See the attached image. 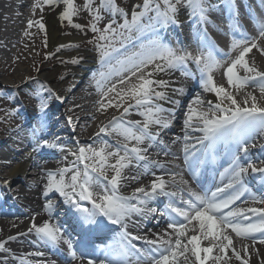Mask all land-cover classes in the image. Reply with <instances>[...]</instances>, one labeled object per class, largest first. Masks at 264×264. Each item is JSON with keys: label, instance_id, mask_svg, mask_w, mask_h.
Wrapping results in <instances>:
<instances>
[{"label": "bare ground", "instance_id": "6f19581e", "mask_svg": "<svg viewBox=\"0 0 264 264\" xmlns=\"http://www.w3.org/2000/svg\"><path fill=\"white\" fill-rule=\"evenodd\" d=\"M224 1V0H220ZM238 1L245 12L244 19L250 21V27L254 25L253 21L258 25L264 24V18H257L255 11L251 10L246 0ZM255 2L258 6V12L264 14V0H250ZM219 3V1H218ZM207 12L209 17V33L214 38L217 52L213 55L220 61L221 66L212 72L213 79L217 86H223L230 92L242 107H250L251 99L248 100V104H244L245 97L248 93L254 95L257 99L258 106L264 107V93H261L259 87L249 85L244 88H236L235 86H229L227 78L224 75L225 70L231 64V62L239 55L241 49H231L233 39H244L246 37L255 39V42L259 45L260 49H264V38L259 37V29L254 36H249L246 32V27L242 23V16L238 11V6L230 5L229 7H210ZM63 7L58 8V14L61 13ZM16 16V18L14 17ZM35 14L31 7V0H0V57L8 55L12 45L17 43L18 36L21 31L28 27V20L33 19ZM193 16L189 15L188 7H184L182 11L176 17L178 20L177 25H168L166 27L157 26V31L147 34L140 40H137L132 45L127 46L125 49L114 55V57L128 56L133 53L134 48L141 46H147L149 41L158 38L163 44L172 48L178 47V53L189 52L192 56L201 54V42L197 40L196 31L193 28ZM230 20H229V18ZM212 19V21H211ZM14 20V21H13ZM227 24L222 26L220 23ZM232 22V23H230ZM216 23V24H215ZM29 28V27H28ZM48 44L50 49L57 48L61 45H65V49L74 50L78 44L75 40L78 39L77 35L69 36L64 29L60 28L59 21L55 19H48L46 22ZM196 28L198 26L196 25ZM2 32V33H1ZM241 36H240V35ZM176 41V45H173L171 39ZM208 44V42H205ZM173 45V46H172ZM243 47V46H242ZM76 52L59 53L51 65H68V79L63 83L61 80H57V71L53 70L43 71L39 74V81L50 88L56 97H52L46 93V112L33 113L27 106L22 103L17 104L21 106L20 126L24 129H14L11 132H6L2 138H0V242H4V247L7 251H0V264H88V260L92 259L94 264H99V261L103 260L105 264H152V260L136 261L135 253H130V258L124 259L125 262H120L113 256H106L104 258H90L84 257V251L88 249L74 248L78 257L83 259L72 260L68 254L67 245L62 242L59 245H52L42 241L32 228V224L42 225L45 221H48L51 225L58 226L64 238L76 240V237H91L92 235H85L81 228L85 225L81 213L77 212L71 207L70 204L64 202L63 197L59 194L54 195L58 199L56 205L53 204L52 214L49 215L44 210V205L48 203L47 198L44 197L43 191L47 178L45 173L47 171L57 172L60 169L71 168L74 171L79 170L83 172L84 164L87 163V159H79V149L85 148V155L89 154V149L100 150L105 149V153L108 151H115L116 146L123 145L122 143H131L126 141L123 137L119 136L116 132H113L111 128L107 132L101 133V127L110 125L113 118H120L123 122L126 121H141L144 117L138 114V110L133 107L130 110V114L123 115L124 107H128L129 103L134 101H126V96L121 99L124 91L137 83L135 77L128 83L123 85L117 84V91L109 93L108 96L99 95L100 90L96 86V81L100 79L99 73L101 71H107V66H102L101 62H96L91 54L82 50H75ZM230 53V54H229ZM228 54V55H225ZM73 59H78L76 64L71 63ZM249 65L255 67L258 71L264 72V53L258 49H253L251 53L246 56ZM17 65L26 66V62L22 60L21 56L17 57L14 61ZM112 63H115L113 59ZM193 61L189 60L187 63V71L190 75H182L179 70H172L170 72H162L157 75L156 78L169 81V96L172 99H178L180 103L173 105L167 101H161L160 103L164 108L174 109L173 112L167 115L170 121V126L166 129H160L157 126H152V131H159L160 135L158 142L153 143L151 146L146 141L141 147H146L147 151L143 153L146 156L145 161L134 162L131 166L123 170L124 179L120 182L117 194L124 197H130L133 195L134 190L138 187H144L146 190H150V185L153 180L162 177L167 183L166 190L169 192L175 191L180 193V188L188 187L185 181L187 171L181 169L180 165L169 158H181L182 150L187 145L192 147L198 142V138L203 136L200 131H194L193 128L198 126L199 113L208 110V102H211L214 106L218 102V99L214 92L205 91L201 83V73L197 67L193 66ZM13 64V63H12ZM16 65L11 75H6L3 71H0V84L5 89L10 90L19 86L24 82L26 78L24 70ZM34 65V63H32ZM50 64L47 65L49 69ZM14 66V65H13ZM34 68V67H33ZM237 72L241 77L249 75L242 68L238 67ZM118 77H112L109 81L103 83V87L107 90L113 83H116ZM107 83L111 84L107 86ZM33 85H29L28 88H32ZM182 88L183 91L175 93L172 89ZM33 89V88H32ZM107 92V91H106ZM120 93L118 96L117 93ZM23 95H29L34 103H38L34 98V93L29 92L26 89L23 90ZM203 102L197 104L196 99ZM6 99V97H4ZM120 99V102L119 100ZM117 100V101H116ZM7 101V99H6ZM111 101V105H109ZM122 101V102H121ZM101 103L109 105V112L106 108L101 107ZM179 106V108H177ZM223 107H229L230 102H225ZM191 109L195 110L193 120L190 122L192 127H185V120ZM101 111V112H100ZM143 111V109H139ZM102 113V116L100 115ZM177 118L176 121L173 118ZM71 117V122H69ZM177 122V123H175ZM34 126L31 127V125ZM172 124H175L173 126ZM43 125V126H41ZM199 126H202L200 124ZM33 129L36 130L35 136H33ZM99 133V135H97ZM190 137L187 141L184 139L185 134ZM245 138L248 141L249 153H258V159H264V132L259 128L253 127L245 133ZM52 140L59 145L57 149H45L39 151L35 148L34 140ZM258 147H252L251 146ZM68 149L70 151H68ZM257 149V150H255ZM255 150V151H254ZM257 151V152H256ZM236 152V150H235ZM234 157V156H233ZM253 161L258 166V161ZM152 162V163H151ZM246 163V161H242ZM99 159L96 162V166H99ZM115 158L109 157L107 164L105 165V175L109 177L113 174L112 169L108 165L114 164ZM147 163L148 167L144 165ZM178 173V177H177ZM176 174V175H175ZM72 172L66 173V179H70ZM181 176V178L179 177ZM226 180L230 181L231 176L226 174ZM246 174L243 176L245 178ZM138 177V179H133ZM25 179L22 182V186L14 191V195L8 193L9 186L17 180ZM249 181H252L250 179ZM158 182V181H157ZM107 185V182H105ZM218 184V183H217ZM109 191L111 185H107ZM79 190V189H77ZM94 193L100 194L101 189L95 187ZM137 196L142 194L137 193ZM264 190L254 191L250 197L245 201H238L231 208H264V204L254 201L253 197L257 200L264 199ZM164 196V195H161ZM10 197V198H9ZM167 197V196H164ZM49 198V197H48ZM94 199L98 197L94 195ZM166 201H170L166 199ZM54 202V201H53ZM99 202V201H98ZM133 200L131 203H136ZM161 206L164 204L160 199H151L147 205L151 203H157ZM83 207L93 210V206L89 201H80ZM5 204V208L1 205ZM146 205V206H147ZM61 207L65 218L57 221L60 216L55 213L56 207ZM228 210V209H227ZM250 219L255 222L259 219L258 215H252L247 213ZM145 216L132 215L123 223L126 224V228L120 224H111L107 221V218L99 215L94 219L99 222L101 220L107 225L104 228H95L96 235L94 241L100 243L103 239H106L112 233H118L124 240L130 239V237H140L137 239L141 242V249L143 253L151 252V247L146 243V239H155L157 235H163L166 231L172 233L171 229H168L167 224L169 217L155 215L148 223L144 222L140 224V218ZM34 218V219H33ZM187 224V222H185ZM65 225H69V228H65ZM196 226L198 222L193 221L187 225L188 235L196 234L191 229ZM231 231L230 229L228 230ZM130 233L131 235L125 237L123 233ZM233 243L238 251H241L242 258L247 260L248 264H264V244L260 243L261 239H264V234H255V243L252 240H245L243 244L248 245V252L245 254L243 251V244L239 238L235 237L232 233ZM13 237L14 239H9ZM146 238V239H145ZM175 237L173 236V239ZM83 244H87L84 242ZM18 246V248L16 247ZM202 246H208V241H202ZM57 247H62L63 252L58 251ZM32 253L40 252L43 255L37 256ZM65 254L63 262L59 263V254ZM138 254H136L137 256ZM154 254L152 253V256ZM190 256V254H188ZM213 255H221L218 250L213 251ZM228 255L231 257L229 264H241V261L236 260L231 255V250H228ZM194 261V258L190 257V262ZM179 264H189L185 262L183 257L179 258ZM206 264H214L210 259Z\"/></svg>", "mask_w": 264, "mask_h": 264}, {"label": "snow or ice", "instance_id": "6c2138e0", "mask_svg": "<svg viewBox=\"0 0 264 264\" xmlns=\"http://www.w3.org/2000/svg\"><path fill=\"white\" fill-rule=\"evenodd\" d=\"M64 4V10L61 13V20H67L72 24L74 16L78 15L81 10L86 11L92 17V22L89 27L92 32L99 33L97 40L106 43H97L96 47L100 51L101 64L107 66V71L99 73L100 79L96 81L98 90H102L103 83L109 81L112 77H118L116 83L104 92V96L109 93L117 91V84L123 85L136 78L137 83L132 84L127 91H124L123 96L130 97L133 103H129L128 107H124L123 115L130 114V110L135 107L138 114L144 117L141 121H126L123 122L120 118H113L110 125L101 127L100 132L105 133L109 128L123 137L126 141L123 145L116 146L115 151H108L89 149L93 157L99 158V166H90L84 164L83 172L73 170L71 168L60 169L57 172L47 171L45 173L47 183L45 184L43 195L45 198L49 194H59L63 197L64 202L70 204L77 212L81 213L83 221L86 224H95L97 228H104L107 225L103 220L97 222L94 217L99 215L107 218L111 224H120L126 228L123 222L132 215L145 216L148 213H154L156 209H147L146 205L149 200L155 199L159 195L176 196L175 191L169 192L166 190V182L162 177L153 180L150 185V190L144 187H138L130 197H124L117 194L120 182L125 178L123 170L131 166L134 162L145 161L146 156L143 154L147 151L146 147H141L148 142L151 146L158 142L160 135L159 131H152V126H157L160 129H166L170 126V121L167 115L174 111V109H165L160 103L167 101L171 104L178 105V99H172L169 96V81L156 78L159 73L170 72L172 70L181 71L182 75H190L187 71V63L189 60L193 61L197 69L201 73V83L205 91L214 92L218 102L213 106L208 102V110L199 113L198 126L194 127V131L203 133L201 138H198V143L206 147H212L220 141H228L235 145L236 155H234L232 164L226 170L231 176V180L224 187H217L209 196L207 193L200 194L189 190V198L182 200L187 207H177L171 201L166 205V210L161 215H167L169 222L167 231L161 236L157 235L155 239H146V243L151 247L154 254L151 257L152 264H179V258L183 257L185 262L189 264H206L208 260H212L214 264H229L231 257L228 255V250H231V255L236 260L241 261V264H248L247 260L242 258L241 251H238L233 243L232 233L236 238H239L243 244L245 240H252L255 243V234H264V208H231L237 200L244 195L248 189L244 186L243 176L251 170L252 173H260L264 176V166L256 167L255 163L249 158L248 141L245 138V133L257 127L264 132V107L258 106L256 97L248 93L245 97L244 104H248L251 99L250 107H242L236 98L227 91L223 86H217L212 76V72L221 66L220 61L213 55V45L206 44L208 37L205 33L204 39L201 41V54L192 56L189 52L178 53L172 47L163 44L158 38L149 41L147 46L142 45L140 51L133 52L131 55L123 58L114 57L113 54H119L120 48L115 46L117 40L123 46L125 40H131L134 34H142L149 30H154L157 26L166 27L168 25H177V5L186 3L192 9V14L198 16L201 22L207 23V12L209 10V0H162L160 3H155L154 0H143V5L139 11L133 10L131 12V19H128V13L123 9L117 7L115 0H85L83 8L81 9L75 3V0H36L33 9L43 6H56L59 3ZM140 7V6H138ZM103 13H108L112 19L107 23L103 29L97 27V24L104 19ZM119 14L123 17V23L116 24L115 17ZM43 30L45 28L43 23L39 21H28V27L31 28L33 24ZM73 27L82 29L79 24H73ZM259 37L264 38V24L259 25ZM243 46V47H242ZM65 47V45L60 46ZM207 47L208 51L203 49ZM241 49L239 55L231 62L224 72L229 86L236 88H244L249 85L259 87L261 93H264V72L258 71L255 67L249 65L246 56L252 50L258 49L264 53V49H260L259 45L253 38L233 39L231 49ZM59 50V49H58ZM230 54V53H229ZM228 55V54H225ZM115 59V63L112 61ZM73 64L79 62L78 59L70 61ZM242 68L249 75L241 77L237 72V68ZM48 94L56 99L55 93L41 85ZM175 93L183 91L182 88L172 89ZM119 96L120 93L118 92ZM34 98L37 100V111L41 114L46 112V102L41 96L40 90L34 93ZM230 102L229 107H223L225 102ZM197 104L203 102L197 97ZM111 105V101H109ZM104 108L105 104L101 103ZM143 109V111H139ZM195 110L191 109L187 119L185 120V127H192L191 121L195 115ZM71 122V117H69ZM202 124V126H199ZM43 126V125H41ZM33 136L36 130L33 129ZM99 135V133L97 134ZM190 137L185 134L184 139L187 141ZM39 148L57 149L59 147L55 142L43 140L38 144ZM195 146L190 150L186 145L184 148L185 163L191 164L190 157L194 154ZM85 148L79 149V159H88L85 155ZM243 154V155H241ZM115 158V163L108 165L112 169L113 174L109 177L105 175V165L108 158ZM246 161V163L242 162ZM264 164V160L260 161ZM148 167L147 163L144 165ZM72 172L70 179H66V173ZM195 174V173H194ZM138 179V177H133ZM158 181V182H157ZM111 185L109 191L107 185ZM183 183H187L183 181ZM95 187L100 188V194L94 193ZM79 189V190H77ZM226 189H231V192L225 193ZM142 194L137 196L136 194ZM97 196V199L93 197ZM254 201L264 204V199ZM137 201L131 203V201ZM80 201H89L93 206V210L82 206ZM53 204L48 202L44 205V210L51 215ZM228 209L227 211H224ZM170 210V211H168ZM175 213V216L172 215ZM247 213L258 215L259 219L253 222ZM176 217H182V221H177ZM34 219V218H33ZM193 221L198 222V227L194 226L191 231L196 234L188 235L187 225ZM187 222V224L185 223ZM42 241L51 243L52 245H59L61 242L67 245L68 254L72 260L83 259L78 257L71 239L64 238L61 229L56 225H51L45 221L42 225L32 224V228ZM231 230L230 232L228 230ZM125 237L130 236V233H123ZM173 236L175 237L173 239ZM132 239H141L140 237L132 236ZM9 239H14L9 237ZM202 241H208V246H202ZM264 244V239L260 240ZM218 250L221 255H213V251ZM0 251H7L4 247V242H0ZM243 251L248 252V245L243 244ZM128 250L122 248L118 253L120 256H126ZM190 254V256L188 255ZM32 255H43V253L36 252ZM190 257L194 261L190 262ZM88 264H94L92 259L88 260ZM99 264H105L103 260ZM109 264H112L109 261Z\"/></svg>", "mask_w": 264, "mask_h": 264}, {"label": "rangeland", "instance_id": "374dc122", "mask_svg": "<svg viewBox=\"0 0 264 264\" xmlns=\"http://www.w3.org/2000/svg\"><path fill=\"white\" fill-rule=\"evenodd\" d=\"M99 0H97L98 4ZM155 3H160L162 5V0H154ZM211 2V0H209ZM36 3V0H31V7L33 9V5ZM75 3L78 7L81 9L83 8V5L85 3V0H75ZM115 3L117 7L123 9L125 12L128 13V19H131V12L133 10L139 11L143 5V0H115ZM63 7L61 13L64 10V4L61 2L56 6H43L36 7L35 10L33 9V12L35 14V17L33 19H30L32 21H39L40 23H43L45 28L41 30L37 24H33L32 28L30 29H24L22 30V34L19 35L17 43L12 45L10 48V52L8 55H3L0 57V71H3L6 75H11L16 68L17 63H14L13 61L20 57L22 60H24L27 64L26 66H20L22 70L25 72L26 78L24 79V82L20 84L19 86L15 87L14 89L10 90L8 88L2 87L0 84V138L7 132H11L14 129H19L20 125H18V115L22 108V105L19 107L17 104H24L29 108L33 113H39L37 111V104L34 103L31 100V97L29 95H23V90L26 89L29 92L35 93L37 90H40L41 96L45 99V102L47 101L46 93L47 91L44 89H41L42 84L39 81V74L43 71H57L56 78L57 80H61V82H65L68 79V65L67 64H61V65H51L53 60H55L57 57H59V53L61 51L63 52H69L73 53L76 52L75 50H82L86 51L89 54H91L96 62H100L101 56L100 51L97 49L96 45L97 43H106L104 41H98L97 37L99 33H94L91 31L89 25L92 22V17L90 14L86 11L81 10L80 13L73 17L72 24H69L67 20H61L60 16L61 13L58 12L59 7ZM140 6V7H138ZM184 7H187L186 3H181L177 5V15L182 11ZM104 19H102L98 24L97 27L100 29H103L104 26L109 23V21L112 19V17L108 13H103ZM48 19H55L59 21V25L61 29H64L66 31V34L69 36L77 35L78 39L75 40L78 44L77 48L74 50H67L64 47H57L54 49H50V46L48 44V37H47V28H46V22ZM29 21V20H28ZM116 24L114 26H117L121 23H123V17H121L119 14L115 17ZM73 24H79L82 26V29H78L76 27H73ZM2 33V32H1ZM139 34H134L133 39L131 40H125L123 43V46L117 42L115 43L116 47L120 48V51L125 49L128 45L132 44L137 40V36ZM59 49V50H58ZM139 48H134L133 52L138 51ZM117 55L116 53L113 54ZM123 58V57H120ZM13 63V64H12ZM34 63V65H32ZM50 64L51 67L48 69L47 65ZM14 65V66H13ZM34 67V68H33ZM3 82V81H0ZM4 83V82H3ZM29 85H33L32 88H28ZM111 84L107 83V86H110ZM46 86V85H45ZM47 88V86H46ZM107 91V88L102 87V90H100L99 95H104V92ZM6 97V99H4ZM120 102V99H117ZM116 100V101H117ZM126 101H131L130 97L126 96ZM122 102V101H121ZM105 108L107 112H109V105H105ZM101 112V111H100ZM102 116V113H100ZM2 135V136H1ZM35 147H37L39 142L37 140H34ZM39 151H41L39 147H37ZM87 164L90 166L95 165L96 162L99 159L98 157H93L92 153L89 152L87 155ZM25 179H23L24 181ZM21 180H17L14 184H12L9 189L12 187H15L17 183H21ZM15 185V186H13Z\"/></svg>", "mask_w": 264, "mask_h": 264}]
</instances>
